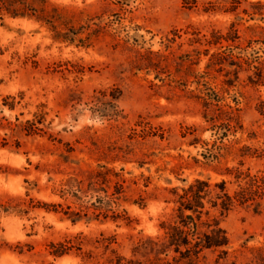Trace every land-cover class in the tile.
<instances>
[{"label": "rangeland", "instance_id": "obj_1", "mask_svg": "<svg viewBox=\"0 0 264 264\" xmlns=\"http://www.w3.org/2000/svg\"><path fill=\"white\" fill-rule=\"evenodd\" d=\"M33 6L52 24L0 18V264H264V196L206 203L221 250L148 248L195 180L232 196L264 176V0Z\"/></svg>", "mask_w": 264, "mask_h": 264}, {"label": "trees", "instance_id": "obj_2", "mask_svg": "<svg viewBox=\"0 0 264 264\" xmlns=\"http://www.w3.org/2000/svg\"><path fill=\"white\" fill-rule=\"evenodd\" d=\"M41 3H45L41 1ZM37 10L33 6V0H0V18L4 16L10 18L36 17L40 21L51 25L54 16L36 15ZM63 41L72 43L75 38L73 30L61 36ZM55 39H59L57 36ZM236 181H243V185H239L238 191L230 196L226 189L225 183L221 182L217 185L218 190L210 189L207 182L195 180L187 188L182 189V193L178 195V206L176 208V220L167 225L163 239L158 242H149L148 248L151 253L156 256H167L172 252L174 257L172 260H193L198 259L204 251L221 250L228 245V239L225 232L219 228L217 224L202 222V217L208 216L205 211L206 203L211 204L213 209H220L222 212L228 211L235 203L240 206L247 203H256V199L264 196V176H242L237 173ZM256 198V199H255ZM78 213L71 214L69 219L71 223L80 220ZM118 216L115 218L117 219ZM81 238L75 237V242L70 240L64 244H50V255L60 258L68 254L71 249L80 251ZM115 264H139L133 263L131 260L126 261L124 258L115 256Z\"/></svg>", "mask_w": 264, "mask_h": 264}]
</instances>
